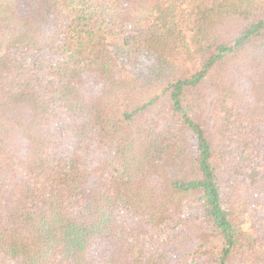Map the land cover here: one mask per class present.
Returning a JSON list of instances; mask_svg holds the SVG:
<instances>
[{
	"label": "trees",
	"instance_id": "obj_1",
	"mask_svg": "<svg viewBox=\"0 0 264 264\" xmlns=\"http://www.w3.org/2000/svg\"><path fill=\"white\" fill-rule=\"evenodd\" d=\"M0 264H264V0H0Z\"/></svg>",
	"mask_w": 264,
	"mask_h": 264
}]
</instances>
